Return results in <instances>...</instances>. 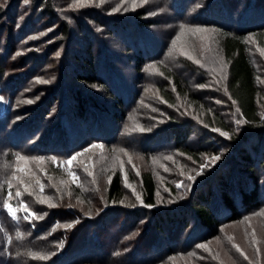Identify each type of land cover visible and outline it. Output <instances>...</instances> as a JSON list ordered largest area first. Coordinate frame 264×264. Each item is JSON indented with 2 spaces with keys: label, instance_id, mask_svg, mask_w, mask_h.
<instances>
[{
  "label": "trees",
  "instance_id": "1",
  "mask_svg": "<svg viewBox=\"0 0 264 264\" xmlns=\"http://www.w3.org/2000/svg\"><path fill=\"white\" fill-rule=\"evenodd\" d=\"M20 1L0 0V264H172L179 256L194 257L201 248L197 245L264 209L263 95L249 53V41L264 46V0H157L163 11L158 19L148 18L147 6L121 15L96 8L83 17L77 14L80 7L72 8L78 0H63L71 7L67 11L57 8L58 0H31L26 12L17 8ZM161 21L166 30L158 39L153 26ZM46 22L57 23L50 50L65 48L67 53L59 59L53 83L34 87L47 71L39 67L46 59L54 61L50 55L26 54L29 44L22 39ZM19 23L31 30L16 33ZM181 25L209 28L217 36L226 64L221 93L242 120L238 133L207 106L214 101L210 91L199 88L212 73L189 58H174L177 66L167 61V47ZM152 67L155 74L149 75ZM152 83L170 112L152 106L154 132L135 131L127 135L131 144L125 142L130 149L125 160L139 158L146 169L132 170L125 180L118 166L105 159L96 177L97 171L81 174L83 164L75 160L79 180L73 183L68 158L93 149L108 156L127 140L124 128L133 103L143 100ZM177 98L200 120L178 118L180 113L172 112ZM212 128L231 134L229 140L222 144ZM17 155L40 158L45 165L41 176L14 186ZM167 155L191 164L203 163L201 156L218 159L208 175L195 181L190 195L167 186L163 203L151 163ZM102 176H109L103 184L92 182ZM54 182L56 189H47ZM6 199L17 208L21 202L27 205L36 214L34 221H24L23 209L12 218L3 207ZM213 264L222 263L213 259Z\"/></svg>",
  "mask_w": 264,
  "mask_h": 264
},
{
  "label": "rangeland",
  "instance_id": "2",
  "mask_svg": "<svg viewBox=\"0 0 264 264\" xmlns=\"http://www.w3.org/2000/svg\"><path fill=\"white\" fill-rule=\"evenodd\" d=\"M155 1L157 0H88V2L80 4L77 1L75 4H77L78 6L72 8L80 7V9L77 11V14L80 13V15L84 17L85 13L90 12L92 9L96 8L107 10V14L121 15L132 13L136 10L147 9L145 8L147 6L149 9V13L147 15L148 18L156 16V18L158 19L163 16V11L158 8L159 6L157 7V5H155ZM31 7V0H28L27 3H25V0H21L20 4L17 6L20 12H26L25 10ZM57 8H61L62 10L67 11L65 8L71 7L66 6V2L64 3L63 0H58ZM36 24V26L40 25L38 23ZM49 24H47L46 22L44 24L45 27H43L41 30L31 33L27 37L24 36V39H22L23 43L29 44L26 49V54L29 51L38 52L39 54L50 55L51 59L54 61V63H50V61L46 59L43 67H39L40 70L41 68H45V70L47 68V71H45L46 73L44 72L43 78H36L34 87H38L40 85H44L45 87H47L50 86L51 83H53L52 78H54L57 71V64H60L59 59H61L63 55L65 56V54L67 53L65 52V48L50 50L49 46H51L52 41H54L55 36L57 35L53 30V27H56L57 23L52 22ZM153 29V34L157 36L158 39H160V37H162V35L165 33L166 25L163 23V21H161V24L153 26ZM205 29H207V31L197 32L195 31V27L185 26L183 30L180 29L178 32H175L167 47L166 59H168V62H172V66H177L178 64L176 65L174 63V58L181 56L188 59V56H185L183 54V52H187L193 57V59L189 60L194 62L196 66L200 67L207 73H212L209 79L205 81V87L199 88L205 90V92L210 91V94L212 95L214 101L211 100L210 103L208 102L207 106L211 107L213 111H218L219 114L221 113L222 115H224L227 127L233 132L238 133L242 123L240 125H237L236 120L241 119L237 115V112H235L231 107L229 100L222 96L223 94L221 93L226 78V64L222 58V55L218 51L217 36L215 35L213 30L209 28ZM28 30L31 29L27 28L26 30V27L19 23L16 33L24 35V33ZM173 41H175V43H173ZM249 46V53L251 56H253V65L258 74V84L263 95V98L261 99L262 103L259 105V110L261 111V117L264 119V46L258 47L256 44L250 41ZM57 53H59V55H57ZM197 60L200 61V63H196L195 61ZM150 73L151 75L155 74V70L153 69V67L149 69L148 74L150 75ZM33 101L34 99L31 100V103ZM133 105L134 109L129 116L128 122L126 123V128H124V131L126 130V133L123 135V137L125 136L127 140H123L124 142L122 144L119 143L118 146L113 147L111 151L108 152V156L106 155L107 152L103 153L104 151L101 149H93L84 152L83 155H79L76 159V162H81L83 164L81 174L86 175L89 172L100 170L99 168L102 166L105 159H107V164H109L110 166H118L117 170H119L121 176L125 180L130 177L129 172H132V170L137 171L138 168H143V166H145L146 169V161L142 164L139 158L136 157H129L128 161L125 160L128 156L127 152L130 151L129 148L125 147V142H129L130 138L127 135L135 131L138 134H152L155 130V124H157V121L155 118L156 116L154 117L149 113V109H151L152 106H159L163 110V112L166 113L167 111L170 112V109L167 108V106L163 102H161V100H159L156 90L153 89V83L149 84V86L144 90L143 100L141 102L135 101ZM175 110H173L172 112L180 113L178 115V118L186 117L191 123L200 120L199 115L195 114L182 99L180 100L177 98V107ZM141 118L144 119L146 123H143V120ZM138 124L140 126H145L143 128V131L139 130L137 126ZM192 129L195 131H199L200 127L192 124ZM216 134L221 142H223L222 144H225L229 140L228 138L220 135L218 132H216ZM230 135L231 134H229V137ZM114 136H116V134H112V138H114ZM194 137L195 134L191 135L190 139ZM177 157L178 155L176 157H174V155L172 157L167 155L163 159L153 160L152 162L154 163H151L153 167L150 166L151 164L149 163L150 168H153L154 174L156 175L155 182L159 189L157 195L163 203H165L168 199L167 195L164 194V192L166 193L167 191V186L171 185L178 191V193H183L184 196H188L190 195L191 190L195 185V181L201 177L208 175L209 171L217 164V159L213 161L211 157L206 156L200 157L203 162L201 164H195L193 162L192 164L188 162H182L183 160L179 159L180 156L178 157V159ZM124 161L126 162L125 164H123ZM74 164L75 161L72 163L71 167H69V165L67 164V171L68 173H74L77 176L78 181L79 174L74 172L76 171L73 170ZM201 165H205V167L201 168ZM19 167L25 170L21 172L19 171L20 173L18 177L13 179L15 180L14 186H16L15 182L21 183L22 185L25 184L27 178L31 180L37 179L38 175L42 174V172L44 171L45 165L44 163H41L39 159L30 158L27 160L19 161ZM162 172H164V175L162 174ZM198 172L199 174H197ZM95 175L97 177V175H99V172H95ZM189 175L194 176L195 179L189 180ZM68 176L71 179L69 174ZM102 178L103 179H101L100 181L94 179V181L92 182H99V184H103V182L107 180L109 176H102ZM102 180L104 181L102 182ZM178 183L180 184V187H177ZM68 184L69 183H65L66 186ZM57 186L58 184L54 182L52 185L48 186L47 189H56ZM132 187L134 188V186L129 183V188L131 190H133ZM7 198H9V196H7ZM15 202H19V200H15ZM24 216L27 215L25 211L22 210V217ZM32 218V216H29L28 219H23L25 222L31 223L30 221L32 220ZM253 241H255V243ZM234 244L239 246V248L248 257V259H245L244 256H241L240 253L236 251V249L233 247ZM203 245L204 247H201L198 251L199 254L197 252L194 257L192 255L179 256L178 258H176V260L174 259L171 261L172 264H194L196 260L201 261L203 264H213V259H215L216 261H220V263L222 264H264V209L254 217L228 225L227 227L220 230L219 234L215 238L207 241Z\"/></svg>",
  "mask_w": 264,
  "mask_h": 264
},
{
  "label": "snow or ice",
  "instance_id": "3",
  "mask_svg": "<svg viewBox=\"0 0 264 264\" xmlns=\"http://www.w3.org/2000/svg\"><path fill=\"white\" fill-rule=\"evenodd\" d=\"M27 2H28V0H25V3H27ZM78 2H79V3H84V2H86V0H78ZM0 7H2V5H0ZM180 27H181V29L183 30V29L185 28V25H181ZM195 31H197V32H205V31H207V29L203 28L202 26H195ZM173 43H175V41H173ZM183 54H184L185 56H188L189 59H193V57H192L189 53H187V52H183ZM57 55H59V53H57ZM195 62H196V63H200V61H198V60L195 61ZM199 87L203 88V87H205V85L201 84V85H199ZM241 123H242L241 120H239V119L236 120V124H237V125H240ZM206 127H207V125H206ZM140 130L143 131L144 129L141 128ZM211 130H212L213 132H218L220 135H222V136H224V137H226V138H230V137H229V133L226 132V131H223V130L220 129V128H212ZM97 146H98V145H97ZM101 147H102V146H101ZM85 151H86V150H85ZM79 155H80V153H76V154H74L73 156H71V157L68 158L67 163H68L69 167H71L72 163L77 159V157H78ZM27 159H29V158H28V157H23V156L17 155V157H16L17 165H16V167L14 168V171H13V177H12V178H15V172H16V171H24V170H25V169H21V168L19 167V161H21V160H27ZM35 159H40V158H35ZM53 159H55V158H53ZM211 159L214 161V160L218 159V156H212ZM203 167H205V165H201V168H203ZM197 174H199V172H198ZM69 175H70V177H71L73 183H75V182L77 181V176H76L74 173H71V172L69 173ZM12 178L9 179V188H11V186H12V185H11V179H12ZM188 179H189V180H194L195 177L189 175V176H188ZM177 187H180V184H179V183L177 184ZM11 195H12V193L9 192V199L11 198ZM20 195H21L20 191L17 190V192H16V196L19 197ZM9 199H6V200L4 201L3 207L7 210L8 214H9L12 218L15 219V218L17 217V213H18V211H20L21 209H23L24 211L28 212V215L24 217L25 219H28L29 216H35V215H36L35 213L31 212V211L28 209L27 205H25L23 202H21L20 205H19V208H17L16 206H14L13 204H11V203L9 202ZM137 199H140V198L137 197ZM149 207H151V205H149ZM245 219H247V218H245ZM70 226H71V225H69V227H70ZM19 237H20V234L18 233V234H17V238H19ZM253 242L255 243V241H253ZM197 247H204V245H197ZM233 247L236 249L237 252L240 253L241 256H244L245 259H248V257H247V256L245 255V253L239 248V246H237V245L234 244ZM32 255H33L34 257L39 256V258H41V259L47 258L46 256H43V255H40V254H36V253H34V254H32Z\"/></svg>",
  "mask_w": 264,
  "mask_h": 264
}]
</instances>
